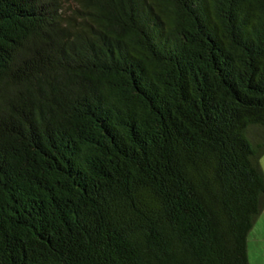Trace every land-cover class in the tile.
I'll list each match as a JSON object with an SVG mask.
<instances>
[{
	"label": "trees",
	"instance_id": "16d2710c",
	"mask_svg": "<svg viewBox=\"0 0 264 264\" xmlns=\"http://www.w3.org/2000/svg\"><path fill=\"white\" fill-rule=\"evenodd\" d=\"M263 154L264 0H0V264H250Z\"/></svg>",
	"mask_w": 264,
	"mask_h": 264
},
{
	"label": "rangeland",
	"instance_id": "374dc122",
	"mask_svg": "<svg viewBox=\"0 0 264 264\" xmlns=\"http://www.w3.org/2000/svg\"><path fill=\"white\" fill-rule=\"evenodd\" d=\"M259 165L264 175V154ZM247 250L250 264H264V209L248 234Z\"/></svg>",
	"mask_w": 264,
	"mask_h": 264
}]
</instances>
